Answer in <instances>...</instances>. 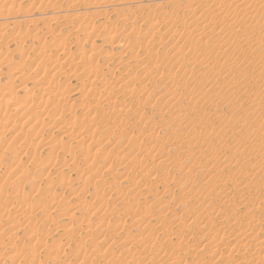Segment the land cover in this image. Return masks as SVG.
I'll list each match as a JSON object with an SVG mask.
<instances>
[{"label":"rangeland","instance_id":"obj_1","mask_svg":"<svg viewBox=\"0 0 264 264\" xmlns=\"http://www.w3.org/2000/svg\"><path fill=\"white\" fill-rule=\"evenodd\" d=\"M0 264H264V0H0Z\"/></svg>","mask_w":264,"mask_h":264}]
</instances>
